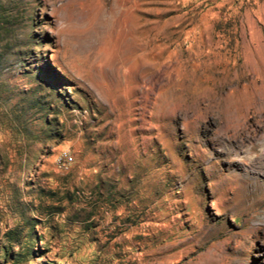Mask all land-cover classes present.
<instances>
[{"label":"rangeland","instance_id":"1","mask_svg":"<svg viewBox=\"0 0 264 264\" xmlns=\"http://www.w3.org/2000/svg\"><path fill=\"white\" fill-rule=\"evenodd\" d=\"M0 264H264V0H0Z\"/></svg>","mask_w":264,"mask_h":264}]
</instances>
